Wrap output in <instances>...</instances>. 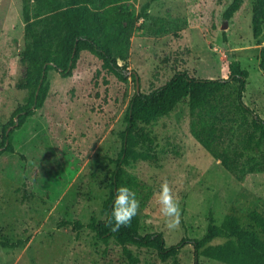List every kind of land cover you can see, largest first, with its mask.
I'll return each instance as SVG.
<instances>
[{
	"label": "rangeland",
	"instance_id": "obj_1",
	"mask_svg": "<svg viewBox=\"0 0 264 264\" xmlns=\"http://www.w3.org/2000/svg\"><path fill=\"white\" fill-rule=\"evenodd\" d=\"M147 1H120L137 20L128 57L118 62L138 74L140 90L148 92L183 69L198 77L224 78L230 63L238 60L249 70L243 100L264 118L260 67L264 33L253 34L255 0H244L229 19L223 12L231 0H151L143 10ZM102 2H94L95 10ZM22 4L23 0H0V139L15 109L31 92L26 85ZM47 81L43 105L20 127H8L13 129L15 151L0 155V240H24L15 247L0 245V264H129L113 238L103 242L86 226L77 230L59 223L105 217L101 207L109 193L113 159L121 148L119 131L126 125L124 113L135 82L132 76L119 80L87 51L80 52L72 75L62 76L51 68ZM233 96V85L225 88V104ZM231 114L241 118L235 110ZM190 120L185 98L169 113L144 124L155 136L157 158L124 166L139 183L141 231H161L167 245L183 236L201 237L210 212L218 223L229 212L242 222L253 209L264 216V170L246 171L241 177L227 170L192 135ZM223 129V145L233 157L237 155L233 149H238L240 162L250 166L252 152L244 144L252 126L231 122ZM164 179L181 209L180 226L174 231L165 227L154 201ZM260 237L264 239V234ZM127 246L139 256L137 264H194L190 242L166 260L153 248ZM200 264L227 263L201 256Z\"/></svg>",
	"mask_w": 264,
	"mask_h": 264
},
{
	"label": "trees",
	"instance_id": "obj_2",
	"mask_svg": "<svg viewBox=\"0 0 264 264\" xmlns=\"http://www.w3.org/2000/svg\"><path fill=\"white\" fill-rule=\"evenodd\" d=\"M95 1L23 0L22 13L27 39L23 53L28 61L26 85L31 92L27 101L15 109L4 128L0 139V155L15 151L13 129L8 127H20L47 98L48 70L57 68L62 76L72 75L81 51L96 56L101 60L102 67L119 80L127 81L132 76L136 81L138 74L118 62V59L128 57L136 14L124 10L120 6L122 0H103L100 10H95ZM150 1L143 4V10L149 7ZM243 1L231 0L223 16L231 18ZM252 20L253 34L257 37L264 33V0L254 1ZM39 25L42 26L40 31ZM260 67L264 70V45L260 50ZM248 77L249 70L242 67L238 60H233L229 74L224 78L198 77L183 69L148 92L137 91L135 87L124 113L126 125L119 131L121 148L113 159L115 167L111 173L109 193L101 207L105 217H93L86 223L79 219L63 220L59 225H71L77 230L86 226L103 242L113 238L122 246L129 264H137L140 258L128 244L153 248L161 260H166L178 254L188 242L193 245L194 264H200L201 256L227 264H264V239L260 237V234H264V216L256 209L247 213V222H242L236 213L229 212L218 223L210 212L206 231L201 237L183 236L170 245L166 244L161 231L143 233L137 215L129 226L121 227L118 232L111 231V226L107 224L118 187L127 186L136 193V198L140 194L137 178L127 173L124 166L131 161L157 158L155 136L145 129L144 124L169 113L185 98L190 108L192 135L214 157L219 158L227 170L238 177L246 171L264 170V118L243 100ZM232 85L234 96L225 104L224 90ZM233 109L241 114V118L232 114L228 116ZM248 114L251 115L250 120ZM231 122L241 125L249 123L252 126L244 144V148L252 152L248 158L252 163L247 168L245 163L240 162L238 149H233L237 154L233 157L229 148L223 145V128L230 126ZM215 239L221 241L214 242ZM23 241L18 239L10 242L5 239L0 240V245L15 247Z\"/></svg>",
	"mask_w": 264,
	"mask_h": 264
},
{
	"label": "clouds",
	"instance_id": "obj_3",
	"mask_svg": "<svg viewBox=\"0 0 264 264\" xmlns=\"http://www.w3.org/2000/svg\"><path fill=\"white\" fill-rule=\"evenodd\" d=\"M154 201L159 208L165 227L170 231L177 230L180 226L181 209L179 200L167 179L162 180L158 190L154 192ZM139 208L140 202L136 198V193L127 186L118 187L107 218L111 231L118 232L121 227L129 226Z\"/></svg>",
	"mask_w": 264,
	"mask_h": 264
},
{
	"label": "water",
	"instance_id": "obj_4",
	"mask_svg": "<svg viewBox=\"0 0 264 264\" xmlns=\"http://www.w3.org/2000/svg\"><path fill=\"white\" fill-rule=\"evenodd\" d=\"M135 84H136V90H137V91H140V81H139V77H138V75H136V81H135Z\"/></svg>",
	"mask_w": 264,
	"mask_h": 264
}]
</instances>
